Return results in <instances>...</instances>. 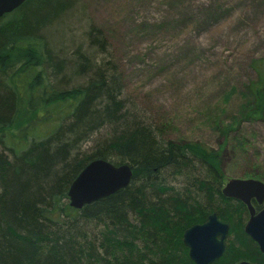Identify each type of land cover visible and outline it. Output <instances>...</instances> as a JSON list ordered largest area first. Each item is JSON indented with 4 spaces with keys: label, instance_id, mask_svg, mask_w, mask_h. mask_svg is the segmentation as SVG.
I'll return each instance as SVG.
<instances>
[{
    "label": "trees",
    "instance_id": "obj_1",
    "mask_svg": "<svg viewBox=\"0 0 264 264\" xmlns=\"http://www.w3.org/2000/svg\"><path fill=\"white\" fill-rule=\"evenodd\" d=\"M83 13L79 0H26L0 18V264H194L182 235L212 213L228 225L212 264H264L246 207L221 194L220 152L167 139L127 100L88 21L82 44L48 43V27ZM251 69L238 123L264 120V59ZM94 160L127 165L132 179L73 209L68 188ZM243 176L264 182V164Z\"/></svg>",
    "mask_w": 264,
    "mask_h": 264
},
{
    "label": "rangeland",
    "instance_id": "obj_2",
    "mask_svg": "<svg viewBox=\"0 0 264 264\" xmlns=\"http://www.w3.org/2000/svg\"><path fill=\"white\" fill-rule=\"evenodd\" d=\"M79 3L83 15L48 27V43L49 34L53 43L75 34L72 42L82 44L88 21L106 42L127 100L162 124L167 139L219 151L224 183L264 164V120L238 123L256 80L251 64L264 59V0Z\"/></svg>",
    "mask_w": 264,
    "mask_h": 264
},
{
    "label": "water",
    "instance_id": "obj_3",
    "mask_svg": "<svg viewBox=\"0 0 264 264\" xmlns=\"http://www.w3.org/2000/svg\"><path fill=\"white\" fill-rule=\"evenodd\" d=\"M25 1L0 0V18L17 9ZM131 179L132 171L129 166H114L104 160H94L81 170L69 186L67 192L69 206L79 210L126 188ZM221 194L225 198L239 201L246 207L249 218L244 225V232L264 255V208L256 211L252 206L253 200L258 205L264 203V183L251 178L229 179L223 186ZM227 237L228 225L212 213L204 223L186 229L182 235V243L194 264H212L224 255Z\"/></svg>",
    "mask_w": 264,
    "mask_h": 264
},
{
    "label": "flooded vegetation",
    "instance_id": "obj_4",
    "mask_svg": "<svg viewBox=\"0 0 264 264\" xmlns=\"http://www.w3.org/2000/svg\"><path fill=\"white\" fill-rule=\"evenodd\" d=\"M252 206L254 207V209L256 210V211H259V210H261L262 208H264V203L262 204V205H258L254 200L252 201ZM258 208H260L259 210H258Z\"/></svg>",
    "mask_w": 264,
    "mask_h": 264
}]
</instances>
